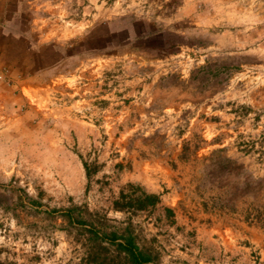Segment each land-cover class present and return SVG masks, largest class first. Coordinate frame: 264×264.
<instances>
[{
    "label": "rangeland",
    "instance_id": "obj_1",
    "mask_svg": "<svg viewBox=\"0 0 264 264\" xmlns=\"http://www.w3.org/2000/svg\"><path fill=\"white\" fill-rule=\"evenodd\" d=\"M72 206L152 264H264V0H0V264H128Z\"/></svg>",
    "mask_w": 264,
    "mask_h": 264
},
{
    "label": "trees",
    "instance_id": "obj_2",
    "mask_svg": "<svg viewBox=\"0 0 264 264\" xmlns=\"http://www.w3.org/2000/svg\"><path fill=\"white\" fill-rule=\"evenodd\" d=\"M32 202L38 204L36 201ZM159 202L158 194L148 193L140 186L128 184L113 201V208L115 211H145L156 207ZM79 209L72 206L62 211L54 209L52 212H58L69 224L82 229L90 242L112 246L128 264H152L151 256L138 247L131 233L120 234L116 231L99 230L91 219L80 213Z\"/></svg>",
    "mask_w": 264,
    "mask_h": 264
}]
</instances>
